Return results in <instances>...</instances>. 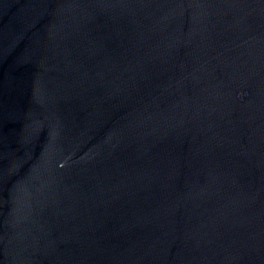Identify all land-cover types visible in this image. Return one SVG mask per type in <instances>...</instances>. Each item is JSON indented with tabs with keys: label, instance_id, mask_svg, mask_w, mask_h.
<instances>
[{
	"label": "water",
	"instance_id": "1",
	"mask_svg": "<svg viewBox=\"0 0 264 264\" xmlns=\"http://www.w3.org/2000/svg\"><path fill=\"white\" fill-rule=\"evenodd\" d=\"M0 264H264V0H0Z\"/></svg>",
	"mask_w": 264,
	"mask_h": 264
}]
</instances>
